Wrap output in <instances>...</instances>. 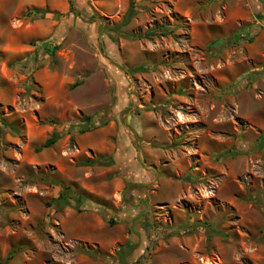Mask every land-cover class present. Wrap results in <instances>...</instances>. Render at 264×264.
<instances>
[{
  "label": "rangeland",
  "instance_id": "obj_1",
  "mask_svg": "<svg viewBox=\"0 0 264 264\" xmlns=\"http://www.w3.org/2000/svg\"><path fill=\"white\" fill-rule=\"evenodd\" d=\"M30 1L0 0V264H264V0Z\"/></svg>",
  "mask_w": 264,
  "mask_h": 264
},
{
  "label": "trees",
  "instance_id": "obj_2",
  "mask_svg": "<svg viewBox=\"0 0 264 264\" xmlns=\"http://www.w3.org/2000/svg\"><path fill=\"white\" fill-rule=\"evenodd\" d=\"M80 80H76V81H74L73 83H72V85H71V87H74V86H76V85H78V84H80ZM81 118H83V119H90V117L89 116H85V115H82L81 116ZM52 121H54V120H52ZM58 137H59V133L57 132V131H52L51 132V134H50V136L49 137H47L39 146H38V148H42V147H48V146H50L51 144H53L57 139H58ZM58 197H61V194L60 195H58Z\"/></svg>",
  "mask_w": 264,
  "mask_h": 264
},
{
  "label": "crops",
  "instance_id": "obj_3",
  "mask_svg": "<svg viewBox=\"0 0 264 264\" xmlns=\"http://www.w3.org/2000/svg\"><path fill=\"white\" fill-rule=\"evenodd\" d=\"M48 1H49V4H52V5H56V3L58 2L57 0H48ZM32 44L29 45V50H30L29 52H30V56H33V55L35 56L37 52H38V54L40 52L39 46H38L39 44L38 43H32Z\"/></svg>",
  "mask_w": 264,
  "mask_h": 264
}]
</instances>
